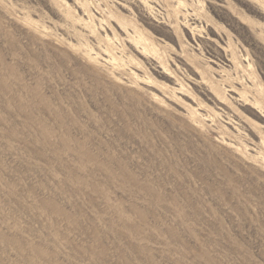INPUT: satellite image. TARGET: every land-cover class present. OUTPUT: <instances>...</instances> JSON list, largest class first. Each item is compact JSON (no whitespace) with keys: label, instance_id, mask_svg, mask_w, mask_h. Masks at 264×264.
Listing matches in <instances>:
<instances>
[{"label":"rangeland","instance_id":"obj_1","mask_svg":"<svg viewBox=\"0 0 264 264\" xmlns=\"http://www.w3.org/2000/svg\"><path fill=\"white\" fill-rule=\"evenodd\" d=\"M146 1L0 0V264H264V0Z\"/></svg>","mask_w":264,"mask_h":264},{"label":"bare ground","instance_id":"obj_2","mask_svg":"<svg viewBox=\"0 0 264 264\" xmlns=\"http://www.w3.org/2000/svg\"><path fill=\"white\" fill-rule=\"evenodd\" d=\"M134 2L137 3V4L141 7L142 11H143L147 16L150 15V13H151V9H150L149 5L147 4V1H146V0H134ZM154 16H155V15H154ZM154 16L151 15V17H152L153 20H155V17H154ZM51 202H54V200L51 201ZM52 205H53V203H52Z\"/></svg>","mask_w":264,"mask_h":264}]
</instances>
